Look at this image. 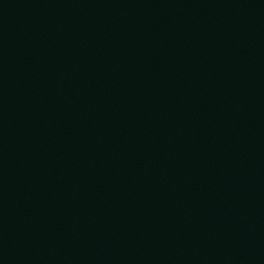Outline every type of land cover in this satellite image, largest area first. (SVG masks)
Returning <instances> with one entry per match:
<instances>
[{
	"label": "water",
	"instance_id": "water-1",
	"mask_svg": "<svg viewBox=\"0 0 264 264\" xmlns=\"http://www.w3.org/2000/svg\"><path fill=\"white\" fill-rule=\"evenodd\" d=\"M0 264H264V0H0Z\"/></svg>",
	"mask_w": 264,
	"mask_h": 264
}]
</instances>
